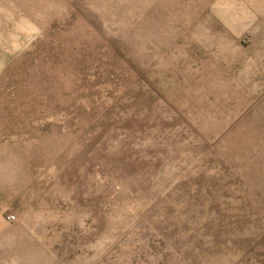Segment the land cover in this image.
I'll return each mask as SVG.
<instances>
[{
    "label": "rangeland",
    "instance_id": "1",
    "mask_svg": "<svg viewBox=\"0 0 264 264\" xmlns=\"http://www.w3.org/2000/svg\"><path fill=\"white\" fill-rule=\"evenodd\" d=\"M0 264H264V0H0Z\"/></svg>",
    "mask_w": 264,
    "mask_h": 264
},
{
    "label": "built area",
    "instance_id": "2",
    "mask_svg": "<svg viewBox=\"0 0 264 264\" xmlns=\"http://www.w3.org/2000/svg\"><path fill=\"white\" fill-rule=\"evenodd\" d=\"M10 219V218H9Z\"/></svg>",
    "mask_w": 264,
    "mask_h": 264
}]
</instances>
